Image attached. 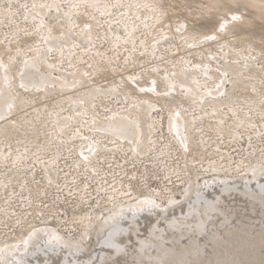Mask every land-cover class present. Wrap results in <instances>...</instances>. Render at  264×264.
Wrapping results in <instances>:
<instances>
[{
	"label": "rangeland",
	"instance_id": "1",
	"mask_svg": "<svg viewBox=\"0 0 264 264\" xmlns=\"http://www.w3.org/2000/svg\"><path fill=\"white\" fill-rule=\"evenodd\" d=\"M1 48L0 126L10 129L0 134V252L50 227L88 248L109 213L144 193L155 204L122 217V251L90 264H159V244L191 242L207 259L214 237L220 249L260 239L245 250L264 261V178H254L264 167V2L0 0ZM30 68L39 84L19 79ZM137 110L139 138L117 129ZM184 121L183 136L173 132Z\"/></svg>",
	"mask_w": 264,
	"mask_h": 264
},
{
	"label": "bare ground",
	"instance_id": "2",
	"mask_svg": "<svg viewBox=\"0 0 264 264\" xmlns=\"http://www.w3.org/2000/svg\"><path fill=\"white\" fill-rule=\"evenodd\" d=\"M264 2V0H259ZM48 4V3H47ZM39 5V4H38ZM37 5V6H38ZM58 6V5H57ZM60 7V6H59ZM48 8V7H47ZM35 10V9H34ZM60 11V10H59ZM53 12V11H52ZM52 16V14H51ZM39 17V16H38ZM68 18V17H67ZM42 19V18H41ZM59 19V18H58ZM54 22V21H53ZM88 22V21H87ZM86 22V23H87ZM90 22V21H89ZM45 23V22H43ZM59 23V22H58ZM85 23V22H84ZM91 23V22H90ZM60 24H62L60 22ZM181 24V23H180ZM87 25V24H86ZM43 26V25H42ZM65 26V25H63ZM46 27V26H45ZM58 27V26H57ZM56 26H53L52 28H49L51 30V33L55 34L58 30ZM65 28V27H64ZM46 28H44L45 30ZM67 29V26H66ZM60 30V29H59ZM62 30V29H61ZM48 31V30H47ZM63 31V30H62ZM49 32V31H48ZM61 32V31H59ZM74 32V31H73ZM47 33V32H46ZM188 33V32H187ZM60 34V33H59ZM57 34V35H59ZM50 35V34H49ZM56 35V34H55ZM73 35V34H72ZM80 35V34H77ZM48 36V35H47ZM51 37V36H50ZM50 38H48L49 40ZM72 39V38H71ZM56 41V40H55ZM52 42V41H51ZM50 42V43H51ZM153 42V41H152ZM192 42V41H191ZM57 43V42H56ZM55 43V46H57ZM61 43V42H60ZM68 46V45H67ZM65 46V47H67ZM211 47V46H210ZM213 47V46H212ZM4 48V47H3ZM49 48H52L49 47ZM63 48V47H62ZM208 48V47H206ZM39 49V47H38ZM37 49V50H38ZM44 49V48H43ZM195 49V48H194ZM210 49V48H209ZM208 49V50H209ZM5 50V49H4ZM42 50V49H40ZM205 50V49H204ZM212 50V48H211ZM44 51V50H43ZM206 51V50H205ZM10 52V51H9ZM13 53V51H11ZM10 52V53H11ZM31 52V51H30ZM34 52V50H33ZM46 52V51H45ZM44 52V53H45ZM3 51L2 48L0 49V57H3ZM209 53V52H208ZM9 55V54H8ZM30 55V53H29ZM32 55V54H31ZM47 55V54H45ZM203 55V54H202ZM15 56V55H13ZM24 56V55H23ZM22 56V57H23ZM26 56V55H25ZM10 57V56H9ZM7 57V58H9ZM27 58V57H26ZM210 58V57H209ZM2 60H5V58H0ZM24 60V57L22 58ZM231 59V58H230ZM8 60V59H7ZM11 60V59H10ZM210 59H208L209 61ZM1 61V60H0ZM206 61V60H205ZM5 62V61H4ZM11 62V61H10ZM7 63V62H6ZM48 63V62H47ZM50 63V62H49ZM48 63V64H49ZM53 63V62H52ZM195 63V62H194ZM210 64V63H209ZM212 64V63H211ZM43 65V64H42ZM47 65V64H46ZM54 65V64H53ZM52 64L50 65L53 66ZM45 66V64H44ZM202 66V65H201ZM46 67V66H45ZM12 69V68H11ZM41 69V68H40ZM47 69V67L45 68ZM51 69V68H49ZM55 69V68H54ZM190 69V68H189ZM221 69V68H219ZM21 70V69H20ZM42 70V69H41ZM58 70V69H56ZM52 71V69H51ZM180 71V69H179ZM15 72V71H14ZM77 72V71H76ZM99 72H101V70H99ZM198 72V71H197ZM95 73V71H94ZM93 73V74H94ZM240 73V72H239ZM59 74V73H58ZM177 74V73H176ZM20 80L25 83V84H39L41 81V73L34 68H30L27 69L25 71H23L20 74ZM51 75V74H50ZM76 75V73H75ZM95 75V74H94ZM199 75V74H198ZM217 75V74H216ZM237 75V74H236ZM65 76V75H64ZM152 75H149V77ZM195 76V75H194ZM221 76V75H220ZM61 77V76H60ZM96 77V76H95ZM170 77V76H169ZM197 77V76H196ZM124 78V77H123ZM128 78V77H127ZM132 78V77H131ZM201 78V77H198ZM64 79V78H63ZM80 79V78H79ZM83 79V78H82ZM173 79V78H172ZM204 79V78H202ZM76 80V79H75ZM153 80H155L153 78ZM180 80V79H179ZM187 80V79H186ZM209 80V79H208ZM6 81V80H5ZM195 81V80H194ZM201 81V79H200ZM200 81H196L198 83H200ZM79 82V81H77ZM120 82V81H119ZM156 82V81H155ZM206 82V81H204ZM82 83V82H81ZM170 83V82H169ZM172 83V81H171ZM65 84V83H64ZM96 85V82L94 83ZM168 84V83H167ZM180 84V83H179ZM186 84V83H185ZM55 85V84H54ZM108 86V84H106ZM105 85V86H106ZM121 85V84H120ZM156 85V84H155ZM176 85V84H175ZM183 85V84H181ZM211 85V84H210ZM56 86V85H55ZM78 86V85H77ZM75 86V87H77ZM94 86V85H92ZM150 86V85H149ZM171 86V85H170ZM180 85H178L179 87ZM187 86V85H186ZM200 86V85H199ZM203 86V85H202ZM201 86V87H202ZM209 86V85H208ZM212 86V85H211ZM99 87V86H98ZM113 87V85H112ZM115 87V86H114ZM145 87V85H144ZM156 87V86H155ZM159 87V86H158ZM169 87V85H168ZM172 87V86H171ZM196 87V86H195ZM205 87V86H204ZM49 88V87H48ZM52 88V87H51ZM100 88V87H99ZM108 88V87H106ZM110 88V86H109ZM160 88V87H159ZM165 88V87H164ZM162 88V89H164ZM181 88V86H180ZM186 88V87H185ZM199 88V87H198ZM211 88V87H210ZM213 88V87H212ZM66 89V88H65ZM80 89V88H79ZM78 89V90H79ZM85 89V88H84ZM87 89V88H86ZM105 89V88H104ZM203 89V88H202ZM77 90V89H76ZM82 90V89H81ZM157 90V89H156ZM170 89H168L169 91ZM177 90V88H176ZM190 90V89H189ZM201 90V89H198ZM20 91V89H19ZM23 91V90H22ZM161 91V90H160ZM167 91V92H168ZM183 91V90H182ZM32 92V91H30ZM34 92V91H33ZM77 92V91H76ZM84 92V90H83ZM158 92V90H157ZM201 92V91H200ZM20 93V92H19ZM39 93V92H38ZM43 93V92H41ZM57 93V92H56ZM59 93V92H58ZM64 92H62L63 95ZM68 93V92H67ZM163 93V92H161ZM170 93V92H169ZM197 93V92H196ZM24 94V93H23ZM35 94V93H34ZM60 94V93H59ZM70 94V93H69ZM89 94V93H88ZM87 94V95H88ZM171 94V93H170ZM198 94V93H197ZM15 95V94H14ZM65 95V94H64ZM71 95V94H70ZM68 95V96H70ZM76 95V94H75ZM41 96V95H40ZM67 97V95H66ZM75 96H73L74 98ZM190 97V96H189ZM219 97V96H218ZM78 98V97H77ZM76 98V99H77ZM213 98V97H211ZM14 99V98H13ZM67 99V98H66ZM206 99V98H205ZM230 99V98H229ZM215 100V99H214ZM22 101V100H21ZM149 101V100H148ZM26 102V101H25ZM152 102V101H151ZM150 102V103H151ZM13 103V102H11ZM204 103V102H203ZM216 103V102H215ZM22 104V102H21ZM211 104V103H210ZM209 105V104H208ZM207 105V106H208ZM15 108V106H14ZM140 108V107H139ZM212 108V107H211ZM9 109V108H8ZM22 108H19L18 110H20ZM136 109V108H135ZM3 110L0 108V117L2 114ZM123 112V111H122ZM18 113V112H16ZM121 113V112H120ZM125 113V112H124ZM118 114V113H117ZM15 115V114H14ZM144 116V111L142 110H137L133 113V117L134 118H129L126 117V115L124 117H126V121L128 123H121L117 126V129L119 128L120 131H124L126 133L127 136H135L138 137L139 134L142 131V127L140 125V120L141 118ZM19 117V116H18ZM212 117V116H211ZM96 118V117H95ZM7 119V118H6ZM19 119V118H18ZM67 119V118H66ZM101 119V118H100ZM17 120V119H16ZM64 120V119H63ZM62 120V121H63ZM7 121V120H6ZM19 120H17L18 122ZM89 122V121H88ZM86 122V123H88ZM18 124V123H17ZM20 124V121H19ZM142 124V123H141ZM21 125V124H20ZM88 125V124H87ZM91 125V124H90ZM187 122H175L174 126H173V132L176 133H180L183 136V129L186 127ZM11 126V125H10ZM13 127V126H12ZM88 127V126H87ZM91 128V127H90ZM10 129V128H9ZM8 127L7 126H0V134H2V132H8ZM12 129V128H11ZM20 129V127H19ZM89 129V128H88ZM13 131V130H12ZM10 131V132H12ZM15 131V130H14ZM145 131V130H144ZM19 132V131H18ZM5 134V133H4ZM3 134V135H4ZM12 134V133H11ZM15 133L13 132V135ZM191 134V133H190ZM9 135V134H8ZM12 135V136H13ZM105 135V134H103ZM7 137V136H6ZM10 137V136H9ZM59 137V136H58ZM139 138V137H138ZM142 138V137H141ZM4 138H2L3 140ZM114 139V138H113ZM145 139V138H144ZM192 140V139H191ZM146 141V140H144ZM143 141V142H144ZM97 142V141H96ZM98 143V142H97ZM191 143V142H190ZM87 144V143H86ZM99 144V143H98ZM97 144V145H98ZM100 145V144H99ZM126 145V144H125ZM129 145V144H128ZM190 145V144H189ZM93 150H91V153H95V147L96 146H92ZM131 148V147H129ZM99 151V150H98ZM263 164V162H262ZM259 165V164H258ZM258 168V166H257ZM256 169V168H255ZM254 170V169H253ZM264 170L261 169L257 174L254 175L255 179H259V177L261 176V171ZM258 171V169H257ZM256 171V172H257ZM244 176V175H243ZM217 178V177H215ZM226 178V177H225ZM212 179V178H211ZM204 180V179H203ZM207 180V179H206ZM228 180V179H226ZM233 180V179H232ZM260 180V179H259ZM192 184V183H191ZM260 184V188L262 189V191L264 190V184ZM201 185V184H200ZM204 186V185H203ZM236 186V185H235ZM239 186V185H238ZM211 187V186H210ZM246 187V186H245ZM235 188V187H234ZM213 189V188H212ZM247 189V188H246ZM252 189V188H251ZM196 190V189H195ZM200 190V189H199ZM197 190L198 192H201ZM139 191V190H138ZM248 191V190H247ZM258 191V190H256ZM140 192V191H139ZM189 192V190H188ZM187 192V193H188ZM197 192V193H198ZM221 192V191H220ZM249 192V191H248ZM253 192V191H252ZM186 193V194H187ZM196 193V194H197ZM229 193V192H228ZM239 192H237L238 194ZM184 194V195H186ZM138 195H140L138 193ZM189 195V194H188ZM228 195V194H227ZM145 197V198H141V197ZM150 196V195H149ZM246 196V195H245ZM253 196V195H252ZM137 197V196H136ZM151 197V196H150ZM150 197H147L144 195V193H142V195H140V200L139 201H135L134 203H129L127 206L124 204L122 206H119L118 208L114 209L111 213H109L103 220V222L100 224V230L98 229L95 233V236L98 239H93L91 244H89L88 248H85V246L83 244H81L80 241L78 240H72V239H67L65 238L62 234H60L56 229L54 228H46L44 230L41 231H37V232H33L32 233V239L31 242H28V237L26 234H24L22 236V240L27 241V243L22 247V248H18L16 246L12 245L7 246L6 248H4L3 251L0 252V264H85V263H89L91 261H93L94 258L96 257H101L102 254H104L105 256V251L104 249H113L112 251H114L115 253H120L122 251V245L119 243L118 241V236L123 235V233L129 231V229H127V227H125V223L122 222V217L126 214L127 210L131 209L130 206H139V205H148V204H152L154 203L153 199H151ZM153 197V196H152ZM192 197V196H191ZM229 197V196H228ZM248 197V196H247ZM138 198V197H137ZM154 198V197H153ZM174 198V197H173ZM190 198V197H189ZM204 198L202 193H198L197 194V202H201L202 199ZM139 199V198H138ZM194 199V198H193ZM217 199V198H216ZM249 199V197L247 198ZM185 200V199H184ZM263 200V199H262ZM219 201V200H218ZM158 202V201H157ZM171 202H174L171 201ZM176 202V200H175ZM174 202V203H175ZM178 202V201H177ZM262 202V201H261ZM159 203V202H158ZM182 203V202H181ZM227 203V202H226ZM155 204V203H154ZM171 204V203H169ZM176 204V203H175ZM203 204V203H202ZM160 205V203H159ZM172 205V204H171ZM179 205V204H178ZM183 205V204H182ZM215 205V203H214ZM153 206V205H152ZM169 207V205H167ZM178 207V206H177ZM144 208V207H143ZM147 208V207H146ZM158 209V208H156ZM204 209V208H203ZM136 210V209H133ZM138 210V209H137ZM167 211V209H166ZM170 211V210H169ZM213 211V205H211L210 203H208L206 205V209L205 212L209 213ZM157 212V211H156ZM134 216L135 213L133 214ZM125 219V218H124ZM123 219V220H124ZM146 219H148V217L146 216ZM170 220V219H169ZM163 221V220H162ZM97 221L92 222L93 228L95 227ZM128 222V221H127ZM181 223V222H180ZM197 223V222H196ZM131 224V223H130ZM99 225V224H98ZM170 226H174V223H170ZM151 227V226H150ZM197 230L198 231H202V227H203V223L202 222H198L197 225ZM92 228V227H91ZM97 228V227H95ZM93 229H90V233L92 232ZM96 230V229H95ZM153 236L156 237L157 236V232H152ZM217 234V233H216ZM87 235V234H86ZM89 235V232H88ZM87 235V237H88ZM30 236V235H29ZM158 237V236H157ZM92 238V237H91ZM90 238V239H91ZM134 238V237H133ZM147 238V237H146ZM83 239V237L81 238V240ZM89 239V240H90ZM198 239V237H197ZM84 240V239H83ZM88 240V241H89ZM205 240V239H204ZM213 242L215 244V250L212 254V256L210 258L205 259L203 257L202 254V247L200 246V243L197 244V242H191L189 244L188 247L186 248H182L178 251H172L170 249H167L166 247H164L163 245L159 244V248H158V252L153 258L157 263L159 264H190V261H192L195 264H255L257 262V258L254 257L253 255L249 254V252L247 250H245L246 246H250L253 243H259L260 239H255L253 242H249L246 241L245 239L239 240L237 242L232 241L231 243H229L227 245V247L225 249H220L218 246L220 244V240L217 237H214ZM134 242V241H133ZM205 242V241H203ZM207 242V241H206ZM33 243V245L31 244ZM86 243V241H85ZM162 243V242H161ZM17 244V243H15ZM22 244V243H21ZM169 244V243H168ZM125 245V244H124ZM171 245V244H170ZM138 246V245H137ZM152 246L151 240L150 239H146V240H140V245H139V250L140 252H146L148 251ZM186 246V245H185ZM245 251H241L240 254H237V250L239 247H243ZM63 247V251L65 252L64 255H62V257L58 254L59 249H62ZM180 248V247H179ZM178 249V248H177ZM176 249V250H177ZM58 250V251H57ZM136 250V249H135ZM211 251V250H210ZM4 253V254H3ZM7 253V255H6ZM78 253V254H77ZM80 254V255H79ZM155 254V253H154ZM206 255V254H205ZM107 257V256H106ZM73 260H71V259ZM112 259V258H111ZM144 259V258H143ZM79 260H81V262H79ZM134 261V260H133ZM113 262V261H112ZM125 262V261H124ZM127 263V262H126Z\"/></svg>",
	"mask_w": 264,
	"mask_h": 264
},
{
	"label": "snow or ice",
	"instance_id": "3",
	"mask_svg": "<svg viewBox=\"0 0 264 264\" xmlns=\"http://www.w3.org/2000/svg\"><path fill=\"white\" fill-rule=\"evenodd\" d=\"M231 19L235 21V20H239L240 17L236 16V15H233L231 17ZM261 176H262V178H264V170L261 171ZM262 199H264V197H262ZM24 243H27V241H25ZM111 264H115V262H111ZM261 264H264V261H262Z\"/></svg>",
	"mask_w": 264,
	"mask_h": 264
}]
</instances>
